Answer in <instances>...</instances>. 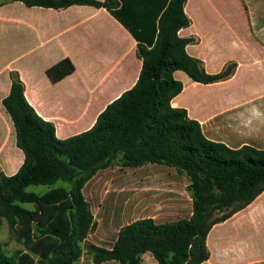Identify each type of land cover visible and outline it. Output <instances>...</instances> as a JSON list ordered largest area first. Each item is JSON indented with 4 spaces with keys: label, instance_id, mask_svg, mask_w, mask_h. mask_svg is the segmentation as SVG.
Returning a JSON list of instances; mask_svg holds the SVG:
<instances>
[{
    "label": "trees",
    "instance_id": "1",
    "mask_svg": "<svg viewBox=\"0 0 264 264\" xmlns=\"http://www.w3.org/2000/svg\"><path fill=\"white\" fill-rule=\"evenodd\" d=\"M14 1L56 10L93 6L112 13L118 4L117 0H0V5ZM186 2L170 0L150 36L133 33L142 61L139 79L86 132L59 140L54 124L27 101L19 74H11V92L3 105L25 161L10 177L0 167V219H6L25 251L10 258L0 241V264H75L85 252L80 245L94 218L83 190L118 159L125 167L159 165L186 175L192 216L168 225L145 219L122 226L111 249L92 246L95 264H141L147 253L158 264H202L209 259L206 241L212 227L264 192V149L231 148L209 139L186 109L171 104L184 89L175 72L207 85L231 78L237 67L229 63L221 72L209 74L203 61L188 54L187 46L196 39L178 34L192 22L185 12ZM75 71L73 61L65 58L50 67L48 75L58 83ZM61 182L69 188L59 186ZM30 186L50 190L37 194L27 190ZM215 213L222 214L214 217Z\"/></svg>",
    "mask_w": 264,
    "mask_h": 264
},
{
    "label": "crops",
    "instance_id": "2",
    "mask_svg": "<svg viewBox=\"0 0 264 264\" xmlns=\"http://www.w3.org/2000/svg\"><path fill=\"white\" fill-rule=\"evenodd\" d=\"M117 2L113 13L93 6L0 5V167L6 176H14L25 161L3 105L12 73L19 74L27 101L54 124L59 140L90 130L107 106L137 83L142 61L133 33L150 36L170 0ZM185 12L192 22L178 34L196 39L188 54L203 61L209 74L229 63L237 67L231 78L207 85L175 72L184 89L172 106L186 109L209 139L231 148L264 149V0H187ZM65 58L76 71L53 83L48 70ZM206 244L210 255L202 264H264V192L214 225Z\"/></svg>",
    "mask_w": 264,
    "mask_h": 264
},
{
    "label": "rangeland",
    "instance_id": "3",
    "mask_svg": "<svg viewBox=\"0 0 264 264\" xmlns=\"http://www.w3.org/2000/svg\"><path fill=\"white\" fill-rule=\"evenodd\" d=\"M69 188L67 183L59 186ZM190 180L175 169L159 165L130 168L116 160L109 169L99 171L84 190L90 203L93 223L87 238L81 243L85 252L75 264H95L92 246L111 248L118 230L132 222L151 219L155 224L168 225L182 219H190L193 198L189 190ZM46 187H30V191L42 192ZM34 209L33 204L25 205ZM222 213H215L214 217ZM2 249L10 258L25 251L6 219H0ZM105 264H118L115 262ZM141 264H158L151 254L142 256Z\"/></svg>",
    "mask_w": 264,
    "mask_h": 264
}]
</instances>
